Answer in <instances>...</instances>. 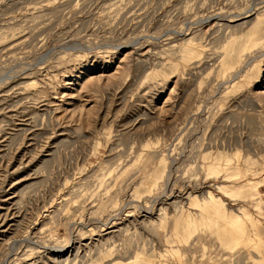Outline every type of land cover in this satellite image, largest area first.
Segmentation results:
<instances>
[{"label": "rangeland", "instance_id": "obj_1", "mask_svg": "<svg viewBox=\"0 0 264 264\" xmlns=\"http://www.w3.org/2000/svg\"><path fill=\"white\" fill-rule=\"evenodd\" d=\"M259 15L264 0H0V264H211L219 249L182 241L206 192L251 212L264 247ZM191 39L203 54L182 63ZM219 152L255 161L259 208L218 191Z\"/></svg>", "mask_w": 264, "mask_h": 264}, {"label": "bare ground", "instance_id": "obj_2", "mask_svg": "<svg viewBox=\"0 0 264 264\" xmlns=\"http://www.w3.org/2000/svg\"><path fill=\"white\" fill-rule=\"evenodd\" d=\"M261 16L262 15H259L256 25L251 29L252 37L249 40L251 41V44L257 34H259L261 24L264 21ZM20 42L23 41L21 40ZM193 42L194 40L191 39L186 45L181 48L179 47L182 54L180 57L182 63L190 62L191 60L199 58L203 54L204 49L202 50L197 46H193ZM247 46L248 49H250V46ZM231 69L232 65H229L224 61L221 65L220 73L222 72V74H225L231 71ZM239 84L242 86L244 82ZM239 84H237V86ZM143 158L151 159L152 155L150 154ZM239 158V154H236L233 157L224 152H219L216 156H214V154H207L204 157L205 161H207L206 174L208 176H215L216 178L221 176L224 179V182H229V184L222 183L220 186L218 184V191L222 192L225 197L243 199L247 204L251 203V205L253 204V206L259 208L260 193L258 189L260 183L258 180L255 181V179L252 178L243 181L245 180V176L253 172L251 169L255 161L249 158V160L245 161V165L242 166L238 163ZM236 159L237 161H235ZM163 161L164 159L161 160V162ZM160 178V174L153 176L154 180ZM206 193L207 196H203L202 201L197 199V197L193 199V196H190L191 205H195L199 212L196 214H193L192 212L189 213L186 220V236L182 238V241L187 243L195 237L200 242L209 243V248L219 249L217 252H222V255H217L216 257L211 258L215 259L211 264H246L245 260L248 259H253L254 261H258L259 264H264V257L261 255L263 254L262 250H264V247L259 238L257 223L255 221L256 218L254 215L242 207L239 208L238 213L236 212L237 210L233 212L226 207V201L224 199L216 196L212 192ZM63 205L67 207L68 212L72 209V213H74L80 209L82 204L81 199L79 200L78 197V199L64 198ZM45 212H48V214L50 213L49 211ZM59 212L60 210L57 213ZM251 234H254L253 236L258 237V239L255 240L250 237ZM243 250L250 252L247 258H244V256H237V252ZM202 251L203 254H206L207 250L203 248ZM252 251L254 254H252ZM171 254V258L177 259V261L184 258L180 252H172ZM223 256L227 257L224 259ZM236 256L237 259L234 260Z\"/></svg>", "mask_w": 264, "mask_h": 264}]
</instances>
